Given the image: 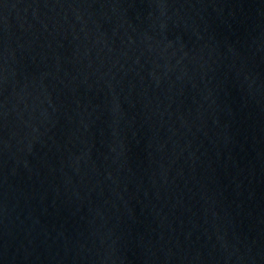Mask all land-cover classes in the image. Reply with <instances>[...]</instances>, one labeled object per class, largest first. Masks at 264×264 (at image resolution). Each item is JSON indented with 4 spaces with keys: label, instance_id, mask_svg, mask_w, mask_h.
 <instances>
[{
    "label": "water",
    "instance_id": "water-1",
    "mask_svg": "<svg viewBox=\"0 0 264 264\" xmlns=\"http://www.w3.org/2000/svg\"><path fill=\"white\" fill-rule=\"evenodd\" d=\"M0 264H264V0H0Z\"/></svg>",
    "mask_w": 264,
    "mask_h": 264
}]
</instances>
